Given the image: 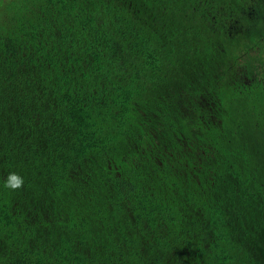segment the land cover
I'll use <instances>...</instances> for the list:
<instances>
[{"label":"trees","instance_id":"1","mask_svg":"<svg viewBox=\"0 0 264 264\" xmlns=\"http://www.w3.org/2000/svg\"><path fill=\"white\" fill-rule=\"evenodd\" d=\"M0 264H264V0H0Z\"/></svg>","mask_w":264,"mask_h":264},{"label":"clouds","instance_id":"2","mask_svg":"<svg viewBox=\"0 0 264 264\" xmlns=\"http://www.w3.org/2000/svg\"><path fill=\"white\" fill-rule=\"evenodd\" d=\"M25 180L17 172H9L4 179V186L12 191L20 190L24 186Z\"/></svg>","mask_w":264,"mask_h":264}]
</instances>
